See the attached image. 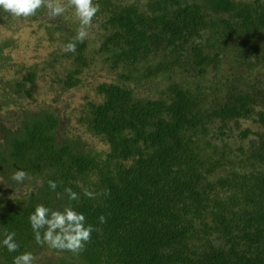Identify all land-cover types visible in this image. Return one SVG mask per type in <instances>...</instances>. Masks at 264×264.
<instances>
[{
    "label": "trees",
    "instance_id": "obj_1",
    "mask_svg": "<svg viewBox=\"0 0 264 264\" xmlns=\"http://www.w3.org/2000/svg\"><path fill=\"white\" fill-rule=\"evenodd\" d=\"M94 3L91 38L74 54L53 46L50 72L59 96L100 66L112 78L96 99L72 116L39 105L0 121V264L24 252L36 264H264V0ZM19 20L0 9V26ZM59 30L46 29L52 45ZM21 68L0 78V115L17 98L34 102L36 73ZM16 170L30 179L13 181ZM40 204L85 215L97 231L83 252L36 244L29 216Z\"/></svg>",
    "mask_w": 264,
    "mask_h": 264
},
{
    "label": "clouds",
    "instance_id": "obj_2",
    "mask_svg": "<svg viewBox=\"0 0 264 264\" xmlns=\"http://www.w3.org/2000/svg\"><path fill=\"white\" fill-rule=\"evenodd\" d=\"M0 9L17 19L34 17L41 9L47 10L49 19L64 17L73 18L78 22L76 35L63 46L66 53H75L77 44L83 43L95 27L93 20L100 11V4L94 0H0ZM70 13V15H69ZM11 179L17 183H23L30 179L24 170L13 172ZM48 186L52 191L58 187L55 181H49ZM64 193L70 201H78L79 196L71 188H65ZM105 195L109 193L105 192ZM84 195L95 198L93 192L84 191ZM58 198L59 194H58ZM101 224L106 223L104 216L99 217ZM29 223L37 245L47 246L57 251H68L80 254L90 243L92 233L97 229L86 222L83 213L77 212L70 205L63 211L52 210L43 204L37 205L29 216ZM15 232H6L2 244L9 252H17L20 245L17 243ZM36 257L31 252H24L13 258L12 264H36Z\"/></svg>",
    "mask_w": 264,
    "mask_h": 264
},
{
    "label": "rangeland",
    "instance_id": "obj_3",
    "mask_svg": "<svg viewBox=\"0 0 264 264\" xmlns=\"http://www.w3.org/2000/svg\"><path fill=\"white\" fill-rule=\"evenodd\" d=\"M73 23L74 17L69 19L57 17L54 20H50L48 15L44 14L39 16L38 21H30V18L20 19L13 22L10 26H0V44L9 42V45L0 52L1 57L9 60V62L5 61V65L3 63V67L6 70H1L0 78L2 76H5L4 79L7 80L16 76L21 78V74H19L22 71L21 67H33L36 73L35 92L32 96L34 102L17 98L13 105H9L7 111L4 110L6 113H1V122L8 126V121L11 118L8 112H14L15 116L26 111L32 113L39 105L53 106L60 115H64V117L72 116L73 112L76 113L79 107L86 103L83 99L85 95L91 99H96L94 88L98 82H108L112 78V76L106 75V71L103 68L100 69V66H97L88 72L90 76L88 74L84 75V82L77 90H69L57 96L55 93L56 88L54 85L52 86L51 82L52 72L54 71L50 72V63L54 58L51 54L54 50L53 46H59L58 52H63V47H60L57 37L62 31L69 30ZM48 28L60 29L52 35L53 37L55 36L53 41L55 44L53 45L50 43L51 41L46 33ZM91 36L90 34V38ZM55 70H58V68H55ZM142 91L147 94L146 88H142ZM1 109H4V107L1 106ZM70 130L71 128H69Z\"/></svg>",
    "mask_w": 264,
    "mask_h": 264
}]
</instances>
